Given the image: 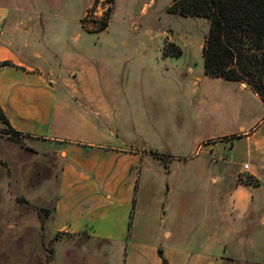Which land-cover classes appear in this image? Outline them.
<instances>
[{
	"label": "crops",
	"instance_id": "obj_1",
	"mask_svg": "<svg viewBox=\"0 0 264 264\" xmlns=\"http://www.w3.org/2000/svg\"><path fill=\"white\" fill-rule=\"evenodd\" d=\"M22 10L43 15L32 0H0V105L20 144L61 164L52 209L36 219L31 208L15 213L7 227L17 237L0 240L15 250L0 253V264H110L115 243L122 264H165L160 249L168 264H264V120L241 127L251 141L235 159H193L198 174L176 175V159L166 169L140 146L106 140L108 123L76 87L79 65L61 47L40 45L45 26ZM249 170L254 181L240 176ZM157 171V180L145 175ZM8 181L35 190L49 179L37 172Z\"/></svg>",
	"mask_w": 264,
	"mask_h": 264
},
{
	"label": "rangeland",
	"instance_id": "obj_2",
	"mask_svg": "<svg viewBox=\"0 0 264 264\" xmlns=\"http://www.w3.org/2000/svg\"><path fill=\"white\" fill-rule=\"evenodd\" d=\"M32 1L43 15L38 17L41 11L35 10L22 14L30 13L38 26H45L40 45L61 47L59 53L64 51L70 62L79 65L76 87L82 95L92 96L99 111L96 120L108 123L106 140L111 143L140 146L154 161L158 154L156 159L169 169L176 159L175 174L185 176L190 170L198 174L193 159H235L243 144L251 141V134H244L241 127L264 120V100L247 82L204 73L203 45L210 21L170 12L173 0H115L111 12L106 0L97 5L96 0ZM104 18L108 27L95 30ZM176 46L181 54L168 53ZM45 52L53 58L57 54ZM260 132L264 134V125ZM9 141L18 144H2ZM21 141L22 136L0 134V240L15 235L7 225L16 221L20 209H33L31 218L36 219L35 212L43 214L53 207L61 163L45 155L39 158ZM37 161L48 165L34 168L47 174L48 182H34L31 185L39 186L34 190L30 184L8 181L17 174L37 173L30 170ZM246 163L241 161L240 167ZM163 174L145 175L157 180ZM240 176L252 180L250 170ZM14 250L0 245V253ZM33 251L43 253L40 247ZM122 251L115 243L110 264H122Z\"/></svg>",
	"mask_w": 264,
	"mask_h": 264
},
{
	"label": "trees",
	"instance_id": "obj_3",
	"mask_svg": "<svg viewBox=\"0 0 264 264\" xmlns=\"http://www.w3.org/2000/svg\"><path fill=\"white\" fill-rule=\"evenodd\" d=\"M99 1L96 0V5ZM106 1L110 4L108 12H111L115 0ZM168 10L210 21L203 45L206 75L247 82L264 100V0H173ZM108 22L104 18L95 30L106 29ZM168 53L179 55L182 50L176 46ZM3 133L10 138L22 135L12 127L0 105V134ZM44 211L49 213L50 209ZM160 254L168 264L162 249Z\"/></svg>",
	"mask_w": 264,
	"mask_h": 264
},
{
	"label": "built area",
	"instance_id": "obj_4",
	"mask_svg": "<svg viewBox=\"0 0 264 264\" xmlns=\"http://www.w3.org/2000/svg\"><path fill=\"white\" fill-rule=\"evenodd\" d=\"M2 35H3V30H2V28L0 27V39H1ZM244 169H245V170H248V169H249V164H248V163L244 164Z\"/></svg>",
	"mask_w": 264,
	"mask_h": 264
}]
</instances>
